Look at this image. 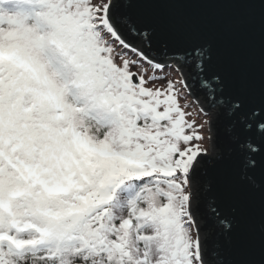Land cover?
Masks as SVG:
<instances>
[{"label": "snow or ice", "instance_id": "1", "mask_svg": "<svg viewBox=\"0 0 264 264\" xmlns=\"http://www.w3.org/2000/svg\"><path fill=\"white\" fill-rule=\"evenodd\" d=\"M154 2L0 0V264H208L190 187L208 149L187 81L157 83L170 65L133 47L120 11ZM186 56L207 76L206 48ZM201 86L214 98L226 75ZM221 104L236 146L221 223L242 243L243 208L264 203V87L241 81Z\"/></svg>", "mask_w": 264, "mask_h": 264}, {"label": "water", "instance_id": "2", "mask_svg": "<svg viewBox=\"0 0 264 264\" xmlns=\"http://www.w3.org/2000/svg\"><path fill=\"white\" fill-rule=\"evenodd\" d=\"M127 2V0H125ZM124 18L137 28L126 33L133 47L146 51L157 62H175L182 69L190 93L200 99L208 114L211 149L200 165L190 173L192 210L200 228L208 264L246 261L264 264V203L254 196L243 208L241 243L231 242L223 232L222 216H230L234 202L224 201L221 192L229 158L236 146L231 139L232 119L221 101L234 95L236 85L246 82L259 95L264 87V2L261 0H155L150 6L122 8ZM148 31L146 38L140 29ZM207 49V76L189 72L186 54L193 47ZM226 75L227 86L210 96L201 86L213 72ZM216 208L217 212L212 209ZM219 213V215H218Z\"/></svg>", "mask_w": 264, "mask_h": 264}, {"label": "rangeland", "instance_id": "3", "mask_svg": "<svg viewBox=\"0 0 264 264\" xmlns=\"http://www.w3.org/2000/svg\"><path fill=\"white\" fill-rule=\"evenodd\" d=\"M128 52L130 53V54H127V55H130L129 57H133V58L135 57L134 53H132L131 51H128ZM166 65H170V67H165L163 71L155 73L158 77L163 78L157 81L158 84L166 83L167 79H172V80L181 79V72L183 71L178 66L177 63L175 62L166 63ZM181 103L187 104L188 107L186 108V111L192 113V115L189 116L188 119L190 120L194 119L197 126L202 125V127H198L197 130L203 136V140L196 141V143L202 144L204 148L210 151L212 144H211V138H210L209 119L212 113L215 112V109L213 108L207 114L205 110L202 108V106L200 105V99L193 96L188 90V88L182 90ZM190 187H191V181H190Z\"/></svg>", "mask_w": 264, "mask_h": 264}, {"label": "trees", "instance_id": "4", "mask_svg": "<svg viewBox=\"0 0 264 264\" xmlns=\"http://www.w3.org/2000/svg\"><path fill=\"white\" fill-rule=\"evenodd\" d=\"M127 54H130L129 52H127ZM128 56H130V55H128ZM133 58V57H132ZM135 58V57H134Z\"/></svg>", "mask_w": 264, "mask_h": 264}]
</instances>
